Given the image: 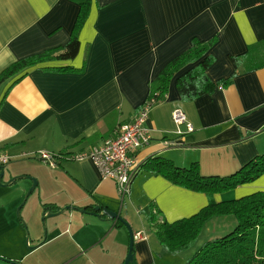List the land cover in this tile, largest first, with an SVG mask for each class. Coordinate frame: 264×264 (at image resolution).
<instances>
[{
	"label": "crops",
	"instance_id": "1",
	"mask_svg": "<svg viewBox=\"0 0 264 264\" xmlns=\"http://www.w3.org/2000/svg\"><path fill=\"white\" fill-rule=\"evenodd\" d=\"M79 8L73 0H0V72L18 59L67 43ZM194 37H216L207 73L214 81L230 77L236 68L229 56L264 40V0H93L74 58L40 62L0 84V151L10 155L0 184V238H6L0 242L21 230L15 210L23 198L27 204L33 181L24 176L6 183L18 175L37 179L31 191L36 199L23 209L34 241L24 255L36 254L26 264H122L128 227L77 209L90 204L118 211L134 234L146 235L134 238V264H157L156 251L166 247L143 211L153 202L162 218L173 221L197 212L209 197L145 170L144 164L164 156L178 166L198 161L204 174L227 175L264 152V66L240 68L232 83L193 101L182 100L176 84L185 67L151 108L146 126L152 140L137 152L141 169L127 196L113 179L101 177L90 158L74 157L115 136L143 104L150 82ZM177 107L194 130L182 125L178 131L172 118ZM39 150L64 156L51 167L37 157ZM263 189L261 177L236 187L234 197ZM214 198L233 199L224 192ZM43 204L72 208L43 220L40 216L50 212ZM215 218L204 227L209 239L219 237V225L211 229ZM43 223L46 234L38 230ZM0 249L7 248L0 244Z\"/></svg>",
	"mask_w": 264,
	"mask_h": 264
},
{
	"label": "trees",
	"instance_id": "2",
	"mask_svg": "<svg viewBox=\"0 0 264 264\" xmlns=\"http://www.w3.org/2000/svg\"><path fill=\"white\" fill-rule=\"evenodd\" d=\"M73 1L80 8L69 41L13 62L0 72V84L32 65L48 60L71 59L77 55L80 48L79 35L90 15L93 0ZM215 42L216 37L207 40L194 37L191 46L168 61L150 82V92L144 102L154 106L162 101L169 91L171 80L185 67L187 70L177 77L176 84L182 100L193 101L232 83L240 68L251 71L264 66L262 40L251 44L242 54L230 55L235 72L228 78L214 81L207 70L215 60L214 55L208 52ZM144 168L173 184L203 192L209 197L208 203L200 210L173 221L162 218L161 209L153 202L149 204L148 210L143 211L156 238L169 252L177 253L192 247L212 218L233 215L236 219L235 227L225 235L205 241L184 264H264V190L221 201L214 198L216 193L227 192L264 175V152L227 175L204 174L198 161L184 167L164 156L150 158ZM43 207L45 211L59 210L53 204H43ZM79 208L89 213L98 212L92 204ZM102 217L110 219L106 214ZM112 220L116 227H122L127 222L122 216Z\"/></svg>",
	"mask_w": 264,
	"mask_h": 264
},
{
	"label": "built area",
	"instance_id": "3",
	"mask_svg": "<svg viewBox=\"0 0 264 264\" xmlns=\"http://www.w3.org/2000/svg\"><path fill=\"white\" fill-rule=\"evenodd\" d=\"M152 104L144 102L130 121L121 123L116 135L108 138L103 143L93 146L87 151H81L74 155L77 159L90 158L95 164L102 178H110L116 182L120 195L124 198L130 193L133 179L141 169L137 158V152L141 147L149 145L152 140L150 130L146 122L151 111ZM172 118L179 130L182 125L185 130H194V125L188 120L186 113L179 107L172 111ZM37 157L45 164L55 167L57 161L64 155L46 150H39ZM10 155L0 151V165H7ZM135 239L146 238L141 232L134 234Z\"/></svg>",
	"mask_w": 264,
	"mask_h": 264
},
{
	"label": "rangeland",
	"instance_id": "4",
	"mask_svg": "<svg viewBox=\"0 0 264 264\" xmlns=\"http://www.w3.org/2000/svg\"><path fill=\"white\" fill-rule=\"evenodd\" d=\"M184 167H186V166H184ZM261 177H264V175L260 176L259 178L254 180V182H251V183H255V182L257 183L258 179H260ZM18 181H21V180H18ZM235 189L236 188L229 190L227 192H224V194L231 197V198H239L236 196L234 197V195H236L234 193L239 191V190H235ZM242 196H244V195H242ZM28 197H29V199L27 201V204L22 205L21 209L19 210V213L17 212V209L21 205V203L24 202L25 198H23V200L16 207V210H15L16 219L19 222V224L22 225V227H20V226H17V227H19V229H21V230H18L15 233L14 237L7 238V240H8L7 243L6 242H0L1 245H3L4 247L7 248V249H0V251L2 252V253H0V254H2L1 256H4L7 259L12 258L14 260L21 257L20 261L22 263H25L24 262L25 260L31 261L33 258L36 257V254H33V253L32 254L27 253L28 255H24V253H26L28 250L25 247L29 246V244H31V243H34V241L32 240V237H31L32 235H31L30 228H29L30 226L28 227L27 220L24 218L23 209L26 210L27 207L29 208L32 205V202L36 199V192H34L32 195L30 193L26 198H28ZM43 216H44V213L40 216V218L42 219ZM231 221H233V223H231ZM218 225L220 227V229L218 231V235L222 236V235L229 233L235 227L236 219L233 215H227L226 217L225 216L216 217L215 220L211 224V229L215 230V227H217ZM226 225L229 227L227 228ZM45 226L47 228V225L45 223H43L42 228H38V230L41 232L43 231V233L45 234ZM225 228H227V229L223 232V229H225ZM205 231L206 230H204L200 234V236L198 238L199 240H197V242L192 247H190L191 249L188 248L190 250V253L188 254L186 260L194 254L196 248H199L204 243L201 239H203L204 241H207L210 238V236L212 235V234H209V231L208 232H205ZM28 233L30 234V237H29ZM23 238H24L25 243L23 241ZM5 239L6 238H0V241H4ZM27 240H28V243H27ZM209 240H211V239H209ZM192 249H194V250H192ZM31 250H35V249H31ZM183 250H181L182 252L179 251L180 254L170 253L166 249L162 250L161 253L156 251L157 264H183V263H180L181 259L183 258L182 255L184 254ZM189 250H187V251H189ZM126 256H127V254L124 256V260H125ZM2 261H4V260H2ZM5 262L6 261H4L3 263H5ZM129 264H134V262L131 261Z\"/></svg>",
	"mask_w": 264,
	"mask_h": 264
},
{
	"label": "water",
	"instance_id": "5",
	"mask_svg": "<svg viewBox=\"0 0 264 264\" xmlns=\"http://www.w3.org/2000/svg\"><path fill=\"white\" fill-rule=\"evenodd\" d=\"M5 166H6V165H0V184H2L1 178L3 177V175H4V173H5ZM24 176L27 177V178L32 179V181H33L32 186L29 188V190H28L27 193H26V197H27V196L31 193V191L34 190L35 186L37 185V179H36L35 177H29L28 175H18V176H14V177H12V178H11L6 184H10V183L16 181L18 178H21V177H24ZM23 204H24V202L22 203V205H23ZM22 205L19 206V208H18V213H19V210L21 209V206H22ZM70 208H72L71 205H65L64 207H61V208H60L59 210H57V211H50V212L46 213V214L42 217V219L45 220L47 217L56 216V215L62 213L63 211H65V210H67V209H70ZM74 208H77V207H74ZM77 209H79V210L85 212V210L82 209V208H77ZM95 210L98 211V212L95 213L98 217H101L102 215H105V214H106V215L109 216V218H110L111 220H112V219H120V218H121V215H120V213H119L118 211H115V210H112V209H108V208H106V207H103V208H102V207H100L99 205H96V206H95ZM125 225H126V226L128 227V229H129V233H130V241H129V248H128L127 256H126V258H125V260H124V262H123L122 264H129L131 261L134 260V232H133V230H132V228H131V226L129 225L128 222H126ZM46 230H47V228H46V226H45V234H46ZM0 259H3V260H5V261H8V262H12V263L18 264L17 261H14V260H11V259H7V258H5V257H3V256H0Z\"/></svg>",
	"mask_w": 264,
	"mask_h": 264
}]
</instances>
